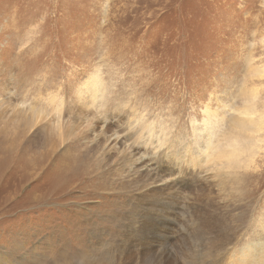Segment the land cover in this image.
<instances>
[{"label":"rangeland","instance_id":"374dc122","mask_svg":"<svg viewBox=\"0 0 264 264\" xmlns=\"http://www.w3.org/2000/svg\"><path fill=\"white\" fill-rule=\"evenodd\" d=\"M106 125L113 137L100 153L124 165V180L143 162L149 175L169 168L155 185L179 194L171 207L181 208L183 235L158 239L143 264H264V0H0V264H111L114 245L70 249L59 237L73 240L70 222L91 199L66 193L62 214L40 209L55 178L26 166L47 139L70 129L55 154L89 148ZM181 169L199 193L176 187ZM200 210L218 229L192 242ZM211 239L228 245L214 258Z\"/></svg>","mask_w":264,"mask_h":264},{"label":"bare ground","instance_id":"6f19581e","mask_svg":"<svg viewBox=\"0 0 264 264\" xmlns=\"http://www.w3.org/2000/svg\"><path fill=\"white\" fill-rule=\"evenodd\" d=\"M242 114L247 118L252 117L254 112L251 109L250 111L243 110ZM87 134L88 133L86 132L83 140L88 139ZM71 137L72 133L69 129L64 131L63 135L59 137L57 142L55 140L47 139L44 141V144L39 145L40 148L42 146V149H44L43 154L39 153L38 159L26 161V166L30 169L28 176L32 175L40 177L43 172L47 171L49 175H53V178H55V187L51 192L45 194L43 197L40 196L41 198H37L36 203L40 200L42 201L41 203H38L40 209L42 205L47 206L65 201L68 199V197L64 196L66 193H70V202H82L87 199L97 200V207L99 206V210L91 208L92 206L90 205L93 203H91L92 201L90 200L91 202H85V207L82 208V210L75 212L74 219L70 222L73 231L77 232L76 236H73V240H68L69 236L63 235L62 233L59 235L61 243L65 247L69 246L71 249L73 245H76V247L83 248L93 242H95V244H97V242H104L103 246L105 247L115 246L113 252L111 254L108 253V256L104 253L105 261H111V264H143L147 259L153 258L152 255L156 251L153 252L154 250L152 251L149 249L152 248L155 242L158 244V239L161 243L164 242L166 244H171V242H175V240L178 239L171 235V231L177 229L178 232L182 234L185 230L183 229L180 220L182 217V215H180L181 208H176L174 210L171 206L179 194H170L173 193L172 189L174 185L172 183L164 184L163 186H156L157 184L162 183L166 177L171 178L173 176L171 169L165 168L160 172L157 171L158 169L156 168L157 170L149 175L150 171L148 168L144 167L147 164L143 162V164L140 163L134 167L130 174L127 173L126 180H124L122 178L124 174L120 170L124 165L120 163L115 164L116 162L110 165L107 160L108 155L106 152L100 153V150L105 146V143L107 144L111 137H113V135L110 134L108 125L105 126L103 132L96 133L95 140L92 141V145L89 148L78 143L77 147L75 146L74 148H71L70 146L72 143H69L65 146L61 154H55L58 145L70 141ZM98 137H103V139ZM203 141L206 142V144L212 142L209 136L203 138ZM9 146L12 145L9 144ZM130 149L134 151V147H130ZM205 152H208V148ZM70 153H72V155ZM131 155L132 154H126V152H124L119 154L118 158L122 156L120 162L130 165L132 162ZM36 162H38V164ZM48 162L50 163L48 164ZM115 166L118 167L115 168ZM179 174H181L182 178L180 177L178 178V181H174L179 183V185L176 186L177 188L179 187L182 190L183 188L185 190L192 188V190L187 191L188 195L192 192L199 193L201 186L191 184L190 179H185L183 175L186 174L182 169ZM153 185V188L149 190L146 189ZM106 197H110V201L105 203L102 199ZM56 207V213L59 212L62 214L64 206L57 204ZM205 207L208 211L212 208L210 203L205 205ZM83 212H86V214L81 216V213ZM166 212L172 213L173 215L176 214L179 219L176 217V219L172 218L173 216L167 218L165 215ZM208 213L209 212L205 211L201 212L200 210L196 211L193 216L190 215V217L192 216L190 224L193 226L192 230L194 231H192V242H195L197 238L204 239V236L210 235L212 233L211 229H218L216 222H211L204 216V214ZM101 217L107 219L110 225H113L114 230L110 229V233L107 232L106 234V225L104 222L102 224L99 223ZM173 219L179 221V223L172 224L174 221ZM212 221H214V219ZM99 227H102V230H98L97 228ZM88 232H91L92 235L89 236L87 234ZM66 240H68V244L66 243ZM211 240L212 241H209L206 246L207 249H205L206 252H209L206 257L210 256L209 258H214L218 253L223 254L224 247H227L228 245L216 243L213 239ZM187 243L188 242H186V245ZM211 243H213V246H210ZM190 245L192 244H188V246ZM221 256L223 255H220L219 259ZM243 256L244 260L250 259L249 261H252L253 257H256ZM243 256L239 255V258L242 259Z\"/></svg>","mask_w":264,"mask_h":264}]
</instances>
